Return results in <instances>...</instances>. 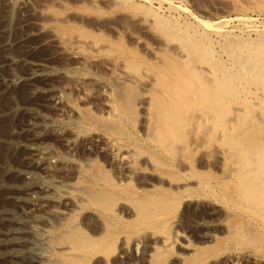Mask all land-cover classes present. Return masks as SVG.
<instances>
[{"label": "bare ground", "instance_id": "obj_1", "mask_svg": "<svg viewBox=\"0 0 264 264\" xmlns=\"http://www.w3.org/2000/svg\"><path fill=\"white\" fill-rule=\"evenodd\" d=\"M30 2L31 0H24L22 8ZM158 2L162 4L161 0ZM172 3H169L170 7H173ZM8 18L7 15L4 19ZM196 21L201 28L199 31L203 34L201 32L198 34V31L191 32L185 41L186 44L179 45L176 41V47L170 48L172 55L169 54L171 58L174 55L182 60L186 59L183 63L199 75L200 84L192 87L201 90L199 107L188 108L177 117L175 115L173 117V111L165 116L167 106L163 107L162 100L156 98V101L152 96L138 97V93L135 92L137 91L135 85L143 84V75L146 79L147 72L140 74L136 71L128 73L122 71L113 78L112 97L108 103L111 116L108 119H99L88 112L84 114L85 110L78 112L71 108L68 111L72 115L74 113L77 120L83 119L88 125L85 131H81V127L78 131L49 125L50 118L42 115L39 107H45L47 110L54 108L57 113H62L66 106L59 98L61 94L59 91L57 93L48 86L37 85L38 80L50 77L51 67L45 62L29 61L25 56H16L7 51L22 39L12 42L8 39L0 44L4 53L0 61V70L7 73L5 75L0 73V102H4L0 105V259L5 260L4 264H133L141 261L140 256L136 258L138 255L142 256V264H167L165 257L155 256L153 246L160 244L165 249L172 247L173 235L180 223L177 216L181 208L186 209L184 205L203 201V198L213 201V205L220 209L222 216L229 215L230 218L237 220L227 222L226 218L227 223L222 224V220H225L222 219L217 220L218 223L208 225L211 228L222 227L225 234L222 241L234 250L229 254L225 252L217 260L215 257L217 252L209 254L210 252H207L209 246L207 245L206 249V244H203L205 246L200 245L202 247L187 254L188 259L182 260V264H264V150L263 153L258 150V153L257 142L251 138L255 135L258 137L264 135V115L257 119L254 108L257 101H261V105L264 106V57L254 47L255 45L246 54L247 45L233 40L228 30L213 31L204 23L207 21L203 22L198 18ZM44 29L46 28L39 23L36 31L40 33ZM253 29H247V33H251ZM212 32L218 35L219 42L213 39ZM196 37L199 38L198 42L197 39L192 40ZM82 43L94 51L99 48L95 44L96 41ZM58 44L64 54L68 45H76V38L63 37ZM169 62L172 64V61ZM202 62L206 63L205 66ZM19 65H28L29 70L20 74L16 71ZM82 65L88 67L87 63ZM91 78L83 76L72 78V83L78 88L76 93L86 102L85 106L99 102L100 98V87L97 86L98 95L89 92L91 91L89 87L97 88L96 80L93 81ZM157 84L161 90L166 88L163 86L164 82ZM17 86L26 87L28 91L27 101L24 103L11 97V90ZM74 86L67 85L61 92L72 95L76 90ZM36 96L43 98L39 105H35ZM136 98L139 100L136 106L139 112L143 113V117L140 116L144 120L143 137L145 142L149 143L152 140L149 143L151 149L146 145H144L146 148H141L142 141L136 143L135 136L123 126V123L132 122L133 116L137 114V110L132 107V101ZM18 114L24 118L22 123L16 130L13 128L7 130L11 120ZM60 119L63 120L62 117ZM152 134L155 136L158 134L156 136L158 139H153ZM124 136H127V139ZM185 136H191L200 147L209 144L207 152L215 158L219 178L212 181L188 177L181 187L187 190L182 192V195H173L177 199L163 193L162 190L153 193L149 189L152 195L146 189L141 194H125L124 199L143 196L148 197L147 202L140 201L138 207L129 210L127 221L116 220V217L114 218L116 201L120 194L128 192L126 181L138 182L139 189L147 188L145 185L140 186L142 180L140 182L137 178L134 179L139 169L150 168L162 172L175 155L182 165L187 155L183 144ZM249 140L253 143H249ZM53 143L61 149H53L55 147L52 146ZM78 145L84 151L82 156H78V162L76 159L73 163L67 164L66 158L77 156L75 153ZM147 148L153 153L144 152ZM8 154L10 157H7ZM13 155L18 158L20 165L12 163ZM97 159L118 165L116 181L107 177L105 169L96 167L94 160ZM240 164L244 165L243 170ZM112 170L114 172V169ZM163 181L156 182L164 183ZM179 189L176 187L178 192ZM192 189L196 192H192ZM128 221L134 225L128 224ZM208 223L206 222V225ZM248 232L256 233L251 242L246 239ZM123 235L125 238L121 240L118 254L106 252L107 248L113 247ZM207 235L211 241L215 240L214 233ZM128 236H132L131 243H128ZM260 240L262 241L259 242Z\"/></svg>", "mask_w": 264, "mask_h": 264}, {"label": "rangeland", "instance_id": "obj_2", "mask_svg": "<svg viewBox=\"0 0 264 264\" xmlns=\"http://www.w3.org/2000/svg\"><path fill=\"white\" fill-rule=\"evenodd\" d=\"M153 1L151 2L148 0H31L30 4L28 3L27 6L22 8L21 4L24 2V0H15V2L11 0H0V44H2L5 41H8V39L9 41L11 40V42L16 41L18 39H22V41L13 44V46L7 49V51L8 52L10 51V53L16 56H25L26 59L29 61L45 62L46 64H49V67H51L50 77H48V79L46 80H38L37 85L46 86V87L48 86V88L53 91L56 92L59 91V93H61L59 96L61 102L62 103L64 102L63 105L65 104L67 106V107L65 106L64 108L65 110L62 113H57L54 108L47 110L45 109V107H39L40 111L42 110L41 114L42 115L45 114L48 116V118H50L49 120L50 126L58 125L68 130H78V131L80 130L85 131L86 129H88V125L84 123L83 119L77 120L75 118L76 115H74V113L73 115L72 113L71 114L68 113V111H70L71 108L77 110L78 112L85 110L86 112L84 114L88 112L92 116H95L99 119H106V118L108 119L111 116L110 113L111 109L108 103H110L109 101L112 97L111 95H112V87H113L112 85L113 78L116 75H119L120 72L122 71L125 73L136 71L140 74L142 72L144 73L147 72L148 76L146 77V79L145 76L143 75L144 78L143 84L135 85V87L136 86L138 87V88L136 87L137 91L135 92L138 93L137 94L138 97L142 96V98H148L152 96L155 100L156 98L159 101L162 100L161 102L163 104V107L166 108L167 106L165 116L170 111H173L174 114L173 113L171 114H173V117L174 115L175 117H177L181 113L186 111L188 108L199 107L200 105L199 96L202 94L201 90L200 88L197 90L196 88H192L193 86L200 84L198 79L199 75L190 66H187V64L183 63L186 59L182 60L180 58L175 57L174 55L173 58H171L170 56V54L172 55L173 53L170 48L176 47L177 44L185 45L186 44L185 41L189 38L191 32L198 31V34H200L201 31L199 30L201 28L198 27V24L196 23L197 18L203 22L207 21L208 23L207 22L204 23L208 24L206 26L213 31L228 30L233 40L240 42L242 45H247V47H245L247 48L245 51L246 54L248 53L247 51H249V49H252L253 46L255 45L254 47L257 50H259L260 54L264 57V47H263L264 46V0H246V1L179 0V2L178 0H163V1L161 0L162 4L158 2L160 0H153ZM169 3H172L173 7H170ZM7 15L9 16V18L4 19L5 16ZM252 19L255 21H253ZM39 23H41L43 27L46 28L44 29L43 32L40 33L36 31L38 29ZM214 24L215 25L218 24V25L213 26ZM215 27L218 29H216ZM247 29L248 30L253 29L254 32L252 31L251 33L248 34ZM29 33L30 35H28ZM201 34H203V32H201ZM212 36L216 42L220 41L218 39V35L215 34V32H212ZM63 37H70L74 39L76 38V45L75 44L68 45L64 54L58 47L59 46L58 43L62 40ZM236 37H238V39L239 38L241 39L238 40L236 39ZM197 38L198 37L192 40L194 41ZM198 39L196 40V42L199 41ZM93 40H95L96 43ZM192 40L190 42L193 43ZM85 41L93 42L96 45H98L99 48H97L95 51L91 50L89 47H86L87 45L82 43ZM176 41H178L177 44ZM254 41H256L257 43H255ZM1 47L2 46H0V61L2 60V57L4 55L3 51L1 50ZM210 57H212V55H210ZM166 59L168 61H166ZM169 61H172V64H170L171 62ZM84 63H87L88 67L82 65ZM202 63L205 66L206 63L205 62ZM207 63L209 62L207 61ZM189 67L192 70H190ZM114 69L115 71H113ZM28 70H29L28 65H22V66L19 65V67L16 68V71L20 74L25 73ZM0 73L2 75L7 74L1 70ZM82 76L87 78L92 77L91 80L93 81L96 80L95 82H97L98 84V85L96 84V87L97 86L100 87L99 102L93 101L94 104L91 105L88 104V106L86 105L87 107L84 105L86 104V102H84L83 99L80 96H78V94L76 93L78 89L77 86L74 83H72L73 82L72 78H77ZM65 82L67 85L72 87L75 85L74 87H76V90L73 91L74 93L72 94L74 97H76L75 99L74 97H72L71 93L61 92V89L67 86ZM158 82L159 83L164 82V85L163 84L162 85L166 86L165 88L166 90L165 89L161 90V87H159L157 84ZM98 87L97 88L89 87V90H91L89 92L98 95L99 94L97 93ZM11 91H12L11 93L13 94V95L11 94V97L15 101H19L20 103L22 102L24 103L27 101L28 91L26 87L17 86ZM214 94L215 92L213 93V97L215 98ZM191 97L193 98L191 99ZM34 100L36 101L35 105H39L41 104L43 98L41 96H36L34 97ZM104 100H106V102ZM138 101L137 98L134 101H132L133 102L132 107L134 108V110L135 109L137 110L136 116H133L132 122L123 123V126H126L127 131L135 136V138L137 139V140L135 139L136 143L137 141L138 142L142 141L140 143V145H143L140 146L141 148L149 147V149H151L152 146L149 143L152 140H150V142L148 143L145 142L146 140H144L143 137L144 129L142 128V125L144 124L143 122L144 120H142L141 118L143 117V113L141 111L139 112L138 106H136ZM2 103L4 102L1 101L0 105H2ZM255 103L257 104L254 107L256 110L255 115L258 119V117L264 115L263 113L264 106L261 105V101H257ZM245 105H247V102L245 103ZM57 116H59V118ZM61 117L63 118V120L60 119ZM23 119L24 118L18 114L16 117H14L11 120L10 122L11 124H9L10 126L7 127V130L10 128L16 130L19 127V125L22 123ZM258 123H260L259 120ZM80 127L82 129H80ZM135 129L137 132L135 131ZM152 135L151 137L153 139H158V137H156L158 134L156 136L155 135L152 136ZM124 137L127 139V136ZM263 137L264 135L261 137H258L256 135L251 137L253 140L257 142V146H258L257 151L259 150L261 153H263L262 151L264 150ZM260 140L262 142H260ZM183 141H184L183 144L185 146V154H187L186 161L184 162L185 164L183 163L182 165H180L179 164L180 162H178L177 160L178 159L177 155L174 154L176 157L172 156V158L168 162V167L165 168L162 172H159L158 170L154 171L151 170L150 168L139 169L140 171H138V175H136L134 179L137 178L139 181L142 180V182L140 181L142 183L140 184V186L145 185L147 186V188L139 189L138 182L136 183V181H132V182L126 181L128 184L126 186L128 192L120 194L121 198L118 197L116 201V206H115L116 210L114 211V218L116 217V220H119L121 222H124L125 220L127 221V218L129 217V215H127V212L129 210H132L135 206L138 207L140 201L142 202L144 201V203L147 202L146 198L148 197H143V196L140 197L138 196V198L133 196L134 199L131 198L130 200H127L125 197L126 199L125 200L124 199L125 194L126 195L129 193L130 195H133V193H135L134 195L138 193L141 194L144 193L143 191L145 189L146 190L150 189L153 193H155L156 190L157 191L162 190L163 193L172 195L174 199H177L175 198L176 196L173 195H177V196L182 195L181 193L182 192L184 193V191L187 190V189H182L181 187H183L184 184L183 182H185V179H188V177L191 179H196V178L211 179L212 181L219 178V170L215 168V158L213 156H210L207 152L209 149V144L200 147L198 143H196V140L192 139L191 136H185ZM249 143H253V142L250 141ZM144 145H146V147ZM196 145L198 147H196ZM52 146L53 147L55 146L54 148L52 147L53 149L56 148L61 149L56 143H53ZM186 146L188 147V149L186 148ZM149 149L148 148L145 149L144 152L146 153L149 152L148 154H152L153 152ZM78 150L77 153H75V155L77 154L75 158H69V157H68L69 159L66 158L68 162L67 164L73 163L74 160H76L77 158L79 159V157L82 156V153L84 151L80 145H78ZM7 157H10V154H8ZM15 158L17 157L13 155L12 163L14 162V164L18 163V158L17 159ZM78 159L76 160L77 162ZM109 159L111 160V158ZM94 161L96 167H100L102 170L105 169L108 178L116 181L117 178L116 175H118L119 172V167L116 163H115L117 165L116 167L118 168L114 167L115 166L114 163L103 162L98 159ZM17 165H20V162ZM242 165L243 164H240V167L243 170L245 167L243 168L244 165L243 166ZM112 169H114V172ZM116 172L117 174H114ZM160 178L161 180H164L163 181L164 183L156 182L158 180L161 181ZM152 179H154L155 181H150ZM170 183H173V185L172 184L170 185ZM151 184L152 186H150ZM154 186L156 187L158 186V187L156 188ZM176 187L180 188L179 192L176 190ZM150 190L149 193L152 195V192H150ZM191 191L196 192L195 189H192ZM147 192L148 191H146V194ZM204 200L205 199L203 198V201L200 202L195 201L190 203L188 206L184 205L186 209H184V207L181 208L180 214H178L180 217L177 216L181 220L179 219L180 223L177 227V230L175 231V234L173 235L172 241L174 240V242L172 247L165 249L162 246H160V244L153 246V249H155L153 252L154 254H156L155 256L165 257L167 264H182V260L184 261L188 259L186 258L187 254L191 253L193 249L196 250L199 249V247L205 246L203 244H206L205 246L206 249L209 246L207 250V252H210L209 254L217 252V254H215L217 260L220 257H222L220 255H223L225 252L227 254L233 252L232 250L234 249L228 246L229 244L227 245V243L222 241V238L225 236L224 231L222 230L223 228L220 226L216 228H211L208 225L212 223L214 224L217 220H222V219H225L222 220V224L227 222H235L237 220L233 217L230 218L229 215L226 217H224V215L222 216V212L217 206L213 205V201L211 202V200L209 199L208 201L207 200L204 201ZM117 212H119V214ZM228 217L230 220L228 219ZM226 218H227V222H226ZM206 222L209 223L206 225ZM128 224L134 225L132 222L129 221ZM206 233L207 234L214 233L215 240L211 241L209 235H207ZM253 233L250 232L247 233V237H246L247 241L249 239V242H251V240L254 238V235L256 234ZM176 236H178L176 239L177 241L174 239V237ZM123 238H125L124 235L121 236L120 240L117 241V243L113 244L114 245L113 247L109 246L106 252H110L111 254H118L120 243H122L121 240H124ZM131 238L132 236H128V240H129L128 243H131L130 242ZM262 240H260L259 242H261ZM188 245L191 247H189ZM220 251L221 253H219ZM139 256L141 261L139 263L135 262L133 264H142L141 263L142 256L138 255L136 258H139ZM216 259H215V263L217 262ZM4 262L5 260L0 259V264H4Z\"/></svg>", "mask_w": 264, "mask_h": 264}]
</instances>
